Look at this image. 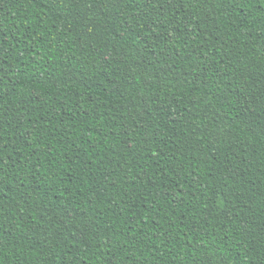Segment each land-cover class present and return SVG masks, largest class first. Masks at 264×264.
Segmentation results:
<instances>
[{"label":"trees","instance_id":"1","mask_svg":"<svg viewBox=\"0 0 264 264\" xmlns=\"http://www.w3.org/2000/svg\"><path fill=\"white\" fill-rule=\"evenodd\" d=\"M0 264H264V0H0Z\"/></svg>","mask_w":264,"mask_h":264}]
</instances>
